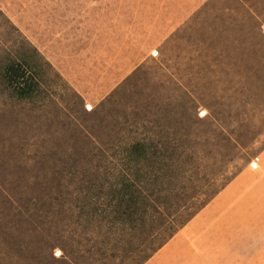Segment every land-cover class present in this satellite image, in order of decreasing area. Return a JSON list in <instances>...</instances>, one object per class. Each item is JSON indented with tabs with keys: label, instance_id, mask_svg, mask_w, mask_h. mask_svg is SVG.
<instances>
[{
	"label": "rangeland",
	"instance_id": "rangeland-1",
	"mask_svg": "<svg viewBox=\"0 0 264 264\" xmlns=\"http://www.w3.org/2000/svg\"><path fill=\"white\" fill-rule=\"evenodd\" d=\"M139 138L180 159L150 254L105 158ZM0 264H264V0H0Z\"/></svg>",
	"mask_w": 264,
	"mask_h": 264
},
{
	"label": "trees",
	"instance_id": "trees-1",
	"mask_svg": "<svg viewBox=\"0 0 264 264\" xmlns=\"http://www.w3.org/2000/svg\"><path fill=\"white\" fill-rule=\"evenodd\" d=\"M3 81L20 99H33L38 95L42 85L33 63L29 60L7 62ZM153 140L139 138L121 147L116 153L105 156L113 160L109 183L113 187L112 211L115 221L129 222L134 230L147 227V224L156 225L145 240L146 246L142 252L146 254H150L160 245L162 238L171 235L164 233L172 231L177 222L172 219L174 211L171 207L175 206L167 204L166 201L171 194L167 189L174 183L180 159L175 155L161 152L168 147L158 145ZM109 149L112 147L102 146L103 154Z\"/></svg>",
	"mask_w": 264,
	"mask_h": 264
}]
</instances>
